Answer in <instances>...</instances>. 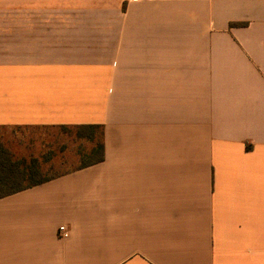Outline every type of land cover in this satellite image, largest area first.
<instances>
[{"label": "crops", "instance_id": "1", "mask_svg": "<svg viewBox=\"0 0 264 264\" xmlns=\"http://www.w3.org/2000/svg\"><path fill=\"white\" fill-rule=\"evenodd\" d=\"M80 125L105 160L0 199V264H264V0H0V127Z\"/></svg>", "mask_w": 264, "mask_h": 264}, {"label": "rangeland", "instance_id": "2", "mask_svg": "<svg viewBox=\"0 0 264 264\" xmlns=\"http://www.w3.org/2000/svg\"><path fill=\"white\" fill-rule=\"evenodd\" d=\"M0 144L24 167H39L41 178L77 169L93 147V143L78 139L75 129L42 126L0 127Z\"/></svg>", "mask_w": 264, "mask_h": 264}, {"label": "trees", "instance_id": "3", "mask_svg": "<svg viewBox=\"0 0 264 264\" xmlns=\"http://www.w3.org/2000/svg\"><path fill=\"white\" fill-rule=\"evenodd\" d=\"M238 25L241 26V24ZM61 128L75 129L78 139L93 143L90 153L83 156L82 165L73 171L100 164L105 160L103 125L62 126ZM62 175L64 174L41 178L39 167H24L22 162L15 161L9 150L0 144V199L49 182Z\"/></svg>", "mask_w": 264, "mask_h": 264}, {"label": "built area", "instance_id": "4", "mask_svg": "<svg viewBox=\"0 0 264 264\" xmlns=\"http://www.w3.org/2000/svg\"><path fill=\"white\" fill-rule=\"evenodd\" d=\"M139 1H141V0H127L128 3H135V2H139ZM58 234H59L60 238L67 239L70 236V231L66 226H61L59 228Z\"/></svg>", "mask_w": 264, "mask_h": 264}]
</instances>
